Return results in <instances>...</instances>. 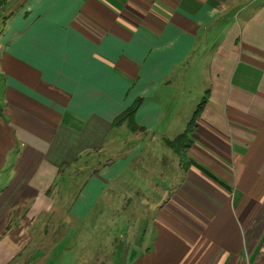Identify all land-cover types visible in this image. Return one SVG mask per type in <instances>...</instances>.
I'll list each match as a JSON object with an SVG mask.
<instances>
[{
    "label": "crops",
    "instance_id": "1",
    "mask_svg": "<svg viewBox=\"0 0 264 264\" xmlns=\"http://www.w3.org/2000/svg\"><path fill=\"white\" fill-rule=\"evenodd\" d=\"M112 210L110 264H264V0H1L0 264Z\"/></svg>",
    "mask_w": 264,
    "mask_h": 264
},
{
    "label": "rangeland",
    "instance_id": "2",
    "mask_svg": "<svg viewBox=\"0 0 264 264\" xmlns=\"http://www.w3.org/2000/svg\"><path fill=\"white\" fill-rule=\"evenodd\" d=\"M115 212L117 213L118 211ZM113 213V210L106 211L104 218L95 227L90 228V225H86L88 227L83 228V232L81 231L78 236L72 235L63 242L60 240L55 242L59 246L57 249H54V256L46 264H110L109 256L113 252V244L110 246L109 239L112 240L113 237L111 236L114 233L113 225H111V215ZM94 216L95 213L93 211L90 214V218L86 220V223L91 224ZM88 228L90 229V233H88ZM113 236L119 237L118 234ZM80 237L83 238L80 239ZM100 245H103L105 248H101L102 246ZM105 254H109L108 258L103 259L100 257Z\"/></svg>",
    "mask_w": 264,
    "mask_h": 264
},
{
    "label": "trees",
    "instance_id": "3",
    "mask_svg": "<svg viewBox=\"0 0 264 264\" xmlns=\"http://www.w3.org/2000/svg\"><path fill=\"white\" fill-rule=\"evenodd\" d=\"M1 3V0H0ZM138 102L125 109L115 120V124L126 123L131 130H137L138 127L134 122L133 116L137 108ZM198 116V110L192 115L185 130L176 138L168 141L167 144L171 147L176 154L182 156L185 147L188 145V134L193 129L194 122Z\"/></svg>",
    "mask_w": 264,
    "mask_h": 264
}]
</instances>
